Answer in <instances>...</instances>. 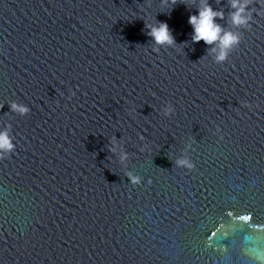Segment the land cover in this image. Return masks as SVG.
Segmentation results:
<instances>
[{
	"label": "water",
	"instance_id": "1",
	"mask_svg": "<svg viewBox=\"0 0 264 264\" xmlns=\"http://www.w3.org/2000/svg\"><path fill=\"white\" fill-rule=\"evenodd\" d=\"M200 2L0 0V264H264V0L248 28L207 0L223 64Z\"/></svg>",
	"mask_w": 264,
	"mask_h": 264
},
{
	"label": "clouds",
	"instance_id": "2",
	"mask_svg": "<svg viewBox=\"0 0 264 264\" xmlns=\"http://www.w3.org/2000/svg\"><path fill=\"white\" fill-rule=\"evenodd\" d=\"M189 7L188 3H183ZM177 0H162V6L176 5ZM229 7L231 23L234 28H248L252 20V11L250 8V0H230ZM196 15H189L188 24L192 28L191 42L193 44L203 41L205 46L211 52L216 53L215 63L223 64L230 54L240 44V34L238 32L226 31L216 21L224 19L223 11H214L208 4L207 0H201L196 4ZM146 34L151 39L153 52H157L162 47H172L175 45V40L166 23H157L155 26L145 24ZM243 107H249L244 104ZM9 111L23 117L28 114L29 109L23 104L12 102L8 105ZM171 109L165 111L167 116ZM114 139V138H113ZM12 137L10 136V126L5 125L3 130H0V159L9 155L14 150ZM178 165H184L191 169L192 165L187 161H178ZM131 183H139L138 177L129 175Z\"/></svg>",
	"mask_w": 264,
	"mask_h": 264
}]
</instances>
